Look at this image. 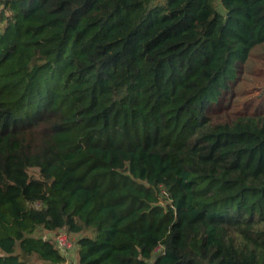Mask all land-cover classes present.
<instances>
[{
  "label": "trees",
  "instance_id": "obj_1",
  "mask_svg": "<svg viewBox=\"0 0 264 264\" xmlns=\"http://www.w3.org/2000/svg\"><path fill=\"white\" fill-rule=\"evenodd\" d=\"M263 42L264 0H0V264L59 230L77 264H264V114L228 111Z\"/></svg>",
  "mask_w": 264,
  "mask_h": 264
},
{
  "label": "rangeland",
  "instance_id": "obj_2",
  "mask_svg": "<svg viewBox=\"0 0 264 264\" xmlns=\"http://www.w3.org/2000/svg\"><path fill=\"white\" fill-rule=\"evenodd\" d=\"M221 9L220 6H218ZM233 96L229 101L228 111H260L264 114V42L256 44L242 65L241 73L236 81ZM31 174H35L33 170ZM33 235H42L48 238L49 232L36 230ZM77 235H71L76 239ZM68 264H77L76 253L73 250L66 257ZM31 264H47L37 257L32 259Z\"/></svg>",
  "mask_w": 264,
  "mask_h": 264
},
{
  "label": "built area",
  "instance_id": "obj_3",
  "mask_svg": "<svg viewBox=\"0 0 264 264\" xmlns=\"http://www.w3.org/2000/svg\"><path fill=\"white\" fill-rule=\"evenodd\" d=\"M53 240L59 252L65 255V257L70 255V253L74 250L73 239L62 230H59L53 235ZM161 250L162 247L158 245L157 248H155V253L160 252ZM57 264H68V261L65 260L64 262Z\"/></svg>",
  "mask_w": 264,
  "mask_h": 264
}]
</instances>
